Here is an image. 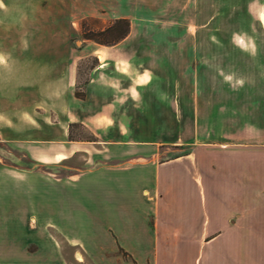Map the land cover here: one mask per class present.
Returning a JSON list of instances; mask_svg holds the SVG:
<instances>
[{"label": "crops", "instance_id": "crops-1", "mask_svg": "<svg viewBox=\"0 0 264 264\" xmlns=\"http://www.w3.org/2000/svg\"><path fill=\"white\" fill-rule=\"evenodd\" d=\"M191 1L197 6L188 9ZM216 1L0 0V143L16 145L32 165L60 163L76 153L86 154L87 165H93L90 150H97L104 162H128L99 166L72 180L0 167L1 257L13 256L2 252L3 246L9 248L2 240L12 235L22 238L23 246L14 264H62L56 244L40 228L56 225L97 264H120L119 250L135 264H264V78H256L253 89L242 80L236 94L224 90L228 103L223 106L207 105L202 97L215 90L205 94L193 65L196 50L216 44L181 39L182 34L196 37L201 2L210 8L211 29ZM239 1L246 2L238 7L241 14L256 17L264 37V0ZM160 13L177 16L178 39L171 40V28L164 40L142 39L149 18ZM182 15L194 23L180 21ZM85 18L105 25L126 19L130 31L108 47L87 41L74 49L63 37L57 39ZM14 32L29 39L5 40ZM224 47L249 64L250 50H264V38L242 29ZM87 56L99 64L79 99L78 65ZM256 59L264 63L263 53ZM250 97L261 102L243 104ZM204 112L209 113V129H202ZM153 113L161 119L144 116ZM170 113L178 128L191 123L190 148L157 163L159 143L138 141L132 130L167 128L163 114ZM249 113L260 115L251 121ZM219 122L224 125L221 136ZM70 124H81L97 142L68 141ZM10 129L16 130L14 137ZM58 129L63 131L57 136ZM42 130L55 136H42ZM9 173L17 175L16 181H10ZM69 208L81 212L79 231L51 218L58 209L69 215ZM31 216L36 230L27 226ZM28 244L36 249L28 252Z\"/></svg>", "mask_w": 264, "mask_h": 264}, {"label": "rangeland", "instance_id": "rangeland-1", "mask_svg": "<svg viewBox=\"0 0 264 264\" xmlns=\"http://www.w3.org/2000/svg\"><path fill=\"white\" fill-rule=\"evenodd\" d=\"M240 3H246V2H240L239 0H217L216 1V22L215 18H211L212 27L209 28V9L207 8V2L203 3L201 2L202 8L200 9V19H196L195 26H196V37L191 38L186 35L183 37V34L181 36L182 40H197L202 43H215V48H201L196 50L197 56L194 60L193 67L195 68L197 72V76L201 78V88L207 90L205 94H209L208 90L211 89L215 90L213 94L209 97L204 96L202 97V101H204L207 105L209 104V101H211L213 104H216L218 107L223 106L228 98H225L224 96V90L228 91L230 89L234 90V94L237 93V91L240 88H243L242 80L244 81L245 88L246 86L250 89L255 88L256 86V78H264V63H261L256 59V56L258 53H263L264 56V50H250L252 53L249 56L251 61H249V64H247L246 59H241V56L235 55L233 49H227L224 47L225 43L231 40V37L233 35V32L237 31L240 32V30L244 29L250 35H252L255 39H262L264 38L263 35L259 32V21L256 17L252 16H244L239 11L238 7L240 6ZM262 3V2H259ZM192 6H197L196 1L189 2V8L191 9ZM187 12V11H186ZM189 16L182 15L180 18V21H183L184 23H194L192 20L188 19ZM169 19V20H168ZM177 16H172L170 18L161 16V13L157 16H153L149 18L148 24V33H145L142 39H147L150 41H161L165 39L166 34L164 33L167 29L171 28L172 33H170L171 40L178 39L177 34L174 32L176 31V28L178 25L177 23ZM264 21V17H263ZM84 23V26L82 27V24ZM108 24H103L99 19L94 18H85L83 20L78 21L77 27L75 29L70 30L69 32L65 34H57V39H61L63 37V40L68 41V43L75 49V48H81L83 45L87 43V40L84 39V32L87 30L92 31H99L100 29L106 27ZM191 34H193V29L190 28ZM170 30V31H171ZM3 35V34H2ZM0 34V39L1 36ZM21 33H9L7 34V37L5 40L8 41H18L21 39L28 40L29 38H24ZM27 35V34H25ZM28 36V35H27ZM36 36V38H35ZM23 37V38H22ZM34 39H41L40 34H33L30 36ZM30 38V39H31ZM247 52V50H245ZM256 53V55H255ZM95 57L93 56H87L84 59H81L78 65V85L83 86L86 80L90 77L92 66L94 64ZM249 69L247 70V68ZM159 78V77H158ZM216 86V87H214ZM253 91V90H252ZM247 102V103H246ZM244 101L243 104L252 105L260 103V99L255 100L254 97L251 99L249 98L248 101ZM228 103V102H227ZM241 103L238 101V104ZM237 104V103H236ZM147 118H155V119H161V114H144ZM200 114H198L199 116ZM220 118H222V115H226V113H218ZM250 120L253 121L256 119L257 116L260 114L258 113H249ZM262 115V114H261ZM176 115L174 114H163V119L167 120L168 127L167 128H137L135 130H132L134 135H136V139L138 141H147V142H157L158 145V151L159 154L155 156L153 159L155 162H162L168 158H171L175 155H179L182 153H187L189 151L190 145L188 143L189 140L192 138V132L193 130L190 127L191 123L187 125L185 128H178L176 127L177 123ZM209 113L204 112L200 115V120L202 121V129H209V121H208ZM138 118H141L138 116ZM190 120V117H189ZM187 121H185L184 124ZM214 128L215 125H213ZM224 125H222L220 122L217 127V135L221 136V134L224 132ZM16 130L10 129L9 135L10 137H14L17 133ZM63 130L58 129L56 130L57 136L61 134ZM53 131L49 130H42L41 135L42 136H48L53 137L55 136ZM90 131H86L82 128H72V135L76 138H88ZM215 132V133H216ZM16 133V134H15ZM27 133V130H26ZM60 137V136H59ZM182 143V147H176L172 145L173 143ZM90 154L93 156V165H87V155L84 153H76L69 157L66 161H61L60 163H50L47 165L43 164H30L29 159L27 155L18 149H16V145L13 143H0V167L9 168V169H23V168H30L31 172L35 174H40L44 176L45 178H48L50 180H72V177H75L76 175L87 172L91 169H96L99 166H105V165H112L114 163H128L123 161H106L104 162L102 159H100L97 150H90ZM24 155V157H22ZM10 175V181H16V174L9 173ZM60 197L58 196V200ZM12 206L15 204H11ZM12 214L14 213L15 217H17V211L16 209H12ZM69 215L65 214V210L58 209L57 213H52L54 216H52V220H55L60 223H68V227L71 230L72 228L74 230H80V223L79 220L81 218V212L79 209H68ZM60 211V212H59ZM68 212V211H67ZM61 213V214H60ZM34 217L31 216L27 219V226L31 230H36L37 225L34 222ZM70 223V224H69ZM14 227H16L14 225ZM44 234L50 235V238L52 241L56 244L57 250L60 252V260L62 264H97L96 263V257L88 256L86 251L82 249L80 244H75L71 241H69L66 236L62 233V231L56 226V225H46L42 228ZM39 228V229H40ZM42 232V231H41ZM16 232H13L15 234ZM16 235V234H15ZM11 238V239H10ZM8 237V240L5 238L2 240L3 242H6L9 244L8 246H3L4 250L2 252H11L13 256L8 257H1L0 256V264L2 263V259L5 260V264L8 263L7 261L11 262L12 264L15 263L17 259L18 252L21 251L23 248L22 244L18 242V240H22V238H13ZM25 248L28 252H33L36 249L35 245L28 244L25 245ZM119 257V263L120 264H135L134 259L132 257H129L124 251L119 250L117 251ZM23 259V257H22ZM109 260H114L113 257H107Z\"/></svg>", "mask_w": 264, "mask_h": 264}, {"label": "trees", "instance_id": "trees-1", "mask_svg": "<svg viewBox=\"0 0 264 264\" xmlns=\"http://www.w3.org/2000/svg\"><path fill=\"white\" fill-rule=\"evenodd\" d=\"M84 26V23L82 24V27ZM130 31V24L129 21L126 19H116L106 27L100 29L99 31L95 32L92 30H87L84 32V39L101 45V46H113L122 41L127 37ZM98 60L94 59V64L92 66V69L98 65ZM87 82V80H86ZM86 82L83 86L76 85V91L75 96L76 98L83 99L84 93L82 91L83 87L86 85ZM72 128H82L88 131L85 127H83L81 124H70L68 127V141L72 142H79V141H86V142H97L94 135L91 133L89 134L88 138H76L72 135ZM90 133V132H89Z\"/></svg>", "mask_w": 264, "mask_h": 264}]
</instances>
